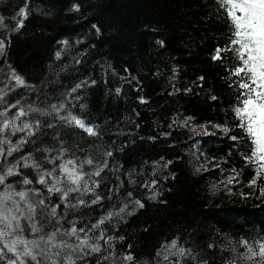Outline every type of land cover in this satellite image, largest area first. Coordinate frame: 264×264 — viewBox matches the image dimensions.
Listing matches in <instances>:
<instances>
[{
  "label": "trees",
  "instance_id": "trees-1",
  "mask_svg": "<svg viewBox=\"0 0 264 264\" xmlns=\"http://www.w3.org/2000/svg\"><path fill=\"white\" fill-rule=\"evenodd\" d=\"M222 3L0 0V174L19 161L22 175L8 177L6 184L48 195L37 183L32 159L25 168L21 157L32 153L49 171V161L62 149L77 168L93 161L83 165L81 190L70 193L67 203L55 193L48 198L61 205L58 215L67 211L61 231L74 223L77 230L84 228L81 240L100 247L92 252L85 245L88 255L76 264H245L241 241L255 247L264 239V173L249 186L258 165L245 160L253 145L234 111L247 98L240 83L250 81L244 73L233 75L242 63ZM217 49L221 59L214 60ZM52 105L64 107L56 112ZM21 110L24 115L17 117ZM69 113L97 135L60 119ZM13 122L33 125L35 135H12ZM10 147L16 148L12 155ZM45 148L51 151H37ZM58 160L56 175L64 163ZM97 170L100 175H93ZM25 176L31 185L19 182ZM22 226L25 231L15 235L35 238L26 221ZM15 235L0 239V264L15 259L5 246ZM180 248L190 249L196 259L181 257ZM128 255L134 259H124Z\"/></svg>",
  "mask_w": 264,
  "mask_h": 264
},
{
  "label": "snow or ice",
  "instance_id": "snow-or-ice-1",
  "mask_svg": "<svg viewBox=\"0 0 264 264\" xmlns=\"http://www.w3.org/2000/svg\"><path fill=\"white\" fill-rule=\"evenodd\" d=\"M222 6H226L227 14L231 18L235 37L231 43L234 46H238L235 48V52L237 59L242 63V66L235 68L233 75L239 76L241 73H244V76L250 81V83H240L239 87L247 90L245 93L247 98L243 99L242 106L236 107L234 111L240 120L239 127L246 131L253 145L251 155L245 157V160L258 165L256 168V178L249 181V186H252L257 183V178L264 173V0H223ZM20 14H26L25 9H20ZM2 19L3 17H0V20ZM158 43L163 46L164 42L158 41ZM3 47L4 44L0 41V49H3ZM221 51V49L216 50V55L213 56L214 60L221 59ZM223 51H227V49ZM17 79L19 83H23L22 80ZM116 91L119 92L120 89H116ZM212 98L215 99V97ZM51 107L56 112H59L60 108L64 106L60 105V108H58L56 105H52ZM22 115H24L23 110L17 114V117ZM60 119L69 124L74 123L79 128L85 129L90 135H97L93 127H87L82 119L73 116L71 113L66 117H60ZM40 125L41 122L37 119L34 125L35 128L39 130ZM7 127L8 122L6 121L3 128ZM47 127H52V125L49 124ZM216 127L220 126L217 125ZM32 128L33 125L24 124L23 128L17 129L15 123L13 122L12 124L13 133L17 130L30 129L28 132L29 137L35 135L31 131ZM0 130L3 129L0 128ZM223 131L227 133L229 129L225 127ZM206 134L210 135L209 133ZM231 139L236 140L237 138L236 136H232ZM27 142L21 141V144ZM32 142L35 143L34 140ZM15 150L16 148L10 147L8 155H12V152ZM37 151L50 152L51 149L45 148L38 149ZM63 151L65 150L62 149L61 155L49 161L53 165L51 171L43 169L42 163L35 161L32 153L21 157L25 161V168L29 167L27 161L32 159L31 168L36 169L37 183L43 186V189H46L48 195H45L44 191L39 188H25L16 191L14 185L6 184L8 177L22 175L19 171V161L14 165L7 166L6 171L0 174V185H5V190L0 192V239L12 237L17 232L23 233L25 227L22 226V221L27 222V228L35 237L29 240L22 235H15V238L10 241L6 239L5 246L7 251L15 254V259H9L7 264H76L77 260H83L88 255L85 245H88L92 252H100V247L89 245L87 238L84 240L80 239L79 232H84V228L77 230L73 223L70 229L61 231L62 225L60 221L65 219L67 211L62 215H58L57 209L61 205H53L48 199L49 196L55 193L61 200L67 203L70 193L81 190V181L85 175L82 171L83 165L85 163L89 165L93 163L91 159H88L81 162L79 168H77L74 160H68L58 166L60 171L59 175H56L57 166L55 165V159H62ZM0 155H3V153L0 152ZM107 155L110 156L112 153L109 152ZM168 163H171V161H168ZM68 165L72 167L69 168ZM200 170V168L196 169L197 172ZM204 170L207 171L208 169L205 168ZM100 171L97 170L93 175L99 176ZM48 177H51V180L47 179ZM233 179L234 177H229L228 183H232ZM19 182L22 185H31L33 183L26 176ZM84 190L92 191L86 185ZM260 192L264 196V187H261ZM46 201L48 202L46 203ZM21 202H23L25 207H21ZM92 203H96V200H93ZM78 204L84 205L85 201L80 199L78 200ZM136 204L138 207H143V204L139 201ZM71 207L75 208L76 205H71ZM123 211L124 209H121V212ZM111 215L110 213L108 218ZM53 221H55V224H53ZM100 223H103V220ZM48 226H53L55 230L46 232L45 229ZM58 236L76 237L80 242L76 245L70 244L65 239L58 240ZM241 243L246 248V252L240 255L245 264L252 261H255V264H264V239L256 241L255 247L249 244L247 240H242ZM18 245L23 246L22 250H18ZM172 246H176V241L172 242ZM209 248H214V245H209ZM3 252L4 249L0 248V254ZM77 253L78 255H76ZM178 254L181 257L187 255L193 260L196 259L190 249L180 248ZM74 255H76L75 259H73ZM124 259L131 261L134 257L128 255ZM201 264H209V261L203 260ZM226 264H236V261H227Z\"/></svg>",
  "mask_w": 264,
  "mask_h": 264
},
{
  "label": "bare ground",
  "instance_id": "bare-ground-1",
  "mask_svg": "<svg viewBox=\"0 0 264 264\" xmlns=\"http://www.w3.org/2000/svg\"><path fill=\"white\" fill-rule=\"evenodd\" d=\"M36 110H38V109H35V111ZM36 121V120H35ZM20 128H23V124L20 122V125L19 124H17V129H20ZM1 132V131H0ZM28 130H26V129H24L23 131H19V130H17V131H15V133H13L12 135H14V136H19V137H21V135H23V136H25V135H27L28 134ZM68 160H73L72 158H70V155H63L62 156V159H60V161L58 160L57 162L58 163H61V162H66V161H68ZM57 174V173H56Z\"/></svg>",
  "mask_w": 264,
  "mask_h": 264
},
{
  "label": "rangeland",
  "instance_id": "rangeland-1",
  "mask_svg": "<svg viewBox=\"0 0 264 264\" xmlns=\"http://www.w3.org/2000/svg\"><path fill=\"white\" fill-rule=\"evenodd\" d=\"M212 131H214V129L212 128ZM216 133V131H214Z\"/></svg>",
  "mask_w": 264,
  "mask_h": 264
}]
</instances>
